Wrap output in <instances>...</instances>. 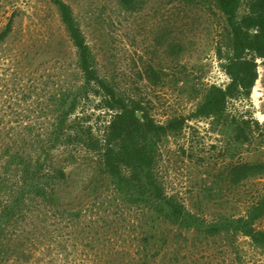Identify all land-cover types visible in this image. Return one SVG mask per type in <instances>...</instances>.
<instances>
[{
  "label": "rangeland",
  "instance_id": "obj_1",
  "mask_svg": "<svg viewBox=\"0 0 264 264\" xmlns=\"http://www.w3.org/2000/svg\"><path fill=\"white\" fill-rule=\"evenodd\" d=\"M63 1L72 8L99 75L118 92L140 100L158 123L189 114L206 85L228 82L214 51L222 22L214 6L146 0L140 9L126 11L117 0ZM8 24L11 31L0 44V143L16 137L25 124L39 128L49 120L48 93L80 84L75 50L51 0H0V33ZM148 66L162 73L157 84L145 80ZM177 69L183 73L178 83ZM254 87L256 95L252 89L249 99L228 104L229 119L234 115L259 123L249 143H236L224 121L199 120L187 122L179 136L158 148L157 177L166 193L206 221L243 215L264 194V177L231 187L224 181L230 164L264 163L262 66ZM92 104L90 99L79 111L91 113ZM78 154L60 186L64 209L13 237L10 247L22 259L12 264H132L129 254L140 250L144 215L120 203L91 155ZM89 185L99 191L88 196ZM256 227L264 230V217ZM162 230L168 233L169 252L159 264H170L172 258L173 264H264V250L246 237L228 243L193 236L184 240L174 230Z\"/></svg>",
  "mask_w": 264,
  "mask_h": 264
},
{
  "label": "trees",
  "instance_id": "obj_2",
  "mask_svg": "<svg viewBox=\"0 0 264 264\" xmlns=\"http://www.w3.org/2000/svg\"><path fill=\"white\" fill-rule=\"evenodd\" d=\"M51 1L75 50L80 84L48 93L49 120L39 128L25 124L16 137L0 143V264L22 259L10 247L13 237H19L30 225L38 228L51 217L57 218L64 209L60 186L67 182L66 168L76 164L80 152L92 156L101 180H108L120 203L138 208L144 215L146 227L138 244L140 250L129 254L132 264H159L158 259L167 255L168 233L162 229L174 230L184 240L193 236L228 243L243 236L264 250V230L256 227L264 217V194L243 215H219L206 221L167 194L156 171L159 146L169 137L179 136L187 122L224 121L234 141L241 145L251 141L253 126L260 128L251 118L233 115L229 119L228 104L249 99L258 67L264 68V0H198L210 9L214 6L220 15L219 41L214 51L228 82L206 85L189 114L173 116L165 123L156 122L140 100L118 92L99 75L72 8L63 0ZM145 1L117 0L126 11L140 9ZM10 31L8 24L0 33V44ZM161 74L148 66L145 80L157 84ZM182 79L183 73L177 69L175 81ZM90 99L91 113L79 111ZM263 177V162L230 164L224 172L229 187ZM97 191V187H86L88 196ZM22 255L27 259L30 252L22 251Z\"/></svg>",
  "mask_w": 264,
  "mask_h": 264
},
{
  "label": "bare ground",
  "instance_id": "obj_3",
  "mask_svg": "<svg viewBox=\"0 0 264 264\" xmlns=\"http://www.w3.org/2000/svg\"><path fill=\"white\" fill-rule=\"evenodd\" d=\"M253 94H255V95L257 94V89H256V87L253 88Z\"/></svg>",
  "mask_w": 264,
  "mask_h": 264
},
{
  "label": "water",
  "instance_id": "obj_4",
  "mask_svg": "<svg viewBox=\"0 0 264 264\" xmlns=\"http://www.w3.org/2000/svg\"><path fill=\"white\" fill-rule=\"evenodd\" d=\"M137 117H138L139 119H141V112H138V113H137Z\"/></svg>",
  "mask_w": 264,
  "mask_h": 264
}]
</instances>
